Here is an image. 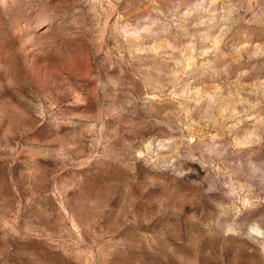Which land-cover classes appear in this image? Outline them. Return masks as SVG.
Returning a JSON list of instances; mask_svg holds the SVG:
<instances>
[{
    "label": "rangeland",
    "instance_id": "1",
    "mask_svg": "<svg viewBox=\"0 0 264 264\" xmlns=\"http://www.w3.org/2000/svg\"><path fill=\"white\" fill-rule=\"evenodd\" d=\"M0 264H264V0H0Z\"/></svg>",
    "mask_w": 264,
    "mask_h": 264
}]
</instances>
